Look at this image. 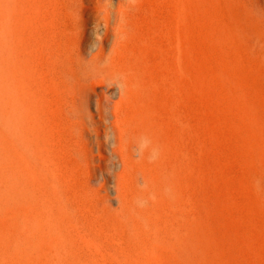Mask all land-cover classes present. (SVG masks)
<instances>
[{"label":"rangeland","instance_id":"1","mask_svg":"<svg viewBox=\"0 0 264 264\" xmlns=\"http://www.w3.org/2000/svg\"><path fill=\"white\" fill-rule=\"evenodd\" d=\"M35 1L0 0V150L5 148L7 152L5 160L3 151L0 152V264H264V192L255 185L264 172V82L249 66L247 58L242 56L244 59H239L243 61L234 62L235 55L222 39L220 1L196 0L191 82L183 80L176 71L164 82L160 66L163 62L155 59L154 64L149 63L145 68L147 83H175L180 87L191 83L189 113L193 153L188 239L182 234L178 218L181 179L176 175L171 179L172 191H167L154 175L152 179L147 175L151 186L140 187L143 199L127 219L129 225L113 221L118 215L102 216L103 213L93 209V202H88L90 198L60 189L52 177V184L43 185L44 176L39 169L45 167L41 163L35 167L34 163L35 114L46 109L51 116L45 125L47 136L63 137L67 126L75 121L71 113L73 102L92 80L72 61L60 59L57 47L48 39L46 62L34 54ZM38 1L50 9V36L64 40V31L56 18L67 4L80 0ZM86 1L89 0H84V8L89 10L91 5ZM134 2L151 9L156 19L161 20V5L172 8L176 0ZM260 14L264 19V0H261ZM137 18L133 19L129 31L142 27ZM71 37L69 35L67 40ZM134 42L132 40L127 48L136 52L139 59L144 58ZM124 74V65H117L111 76ZM178 96L182 97L181 92ZM112 97L117 101L118 92ZM130 107L129 101L123 109L127 112ZM170 141L169 136L163 140L172 148ZM62 157L63 154L56 158V166L74 167H68ZM167 162L159 151L145 168L153 173ZM35 168H39L37 178ZM80 197L87 200L86 203ZM60 202L70 209L86 233V244L76 235L66 240L54 233ZM77 211H88L86 214L95 218L87 220Z\"/></svg>","mask_w":264,"mask_h":264},{"label":"bare ground","instance_id":"2","mask_svg":"<svg viewBox=\"0 0 264 264\" xmlns=\"http://www.w3.org/2000/svg\"><path fill=\"white\" fill-rule=\"evenodd\" d=\"M134 1L89 0L86 1V3L90 2L89 10L84 8V0L67 4L64 11L60 15L57 14L59 16L56 18L64 31V40L50 36L48 29L52 15L49 7L38 0L34 2L32 28L35 38L33 39L34 54L42 57L46 62L48 54L46 56L45 45L49 41L57 47V52L61 54L60 59H68V63L72 61L92 80L82 95L73 102L71 113L75 121L67 126L64 133L66 135L63 137L54 134L47 136L46 126L51 116L46 109L36 112L34 123L37 127L35 126V132L32 131L36 159L34 163L35 167L37 163L45 167L42 168L43 170L38 168L43 174L41 176H44L43 185L52 184L50 179L53 178L60 189H65L71 194L78 192L82 194L81 197L90 198L88 202H93L94 210L103 213L102 216L118 215L113 221H124L126 225L130 224L127 219L133 215L143 199L139 192L140 187L146 184L151 186L148 177L151 175L152 179L154 175V179H159L167 191H172L171 179L176 175L181 179V205L178 218L182 223V234L188 239L193 153L192 119L189 113L191 83H184L182 87L178 84L176 86L175 83H147L145 68L155 59L163 62L160 66L163 70L164 82L175 71L183 80H191V47L198 2L176 0L172 8L162 4L161 20H157L151 9L143 6L142 8ZM214 1H220L221 4L219 7L222 17L218 15L223 22L221 30L223 38H221L235 55L234 62L244 56L248 59L249 66L258 72V78L264 82V19L260 14L261 0ZM136 16L137 20H141L139 25L142 27L129 31ZM69 35L72 37L67 40ZM14 36L19 38L18 35ZM17 39L15 41H18ZM132 40L135 41L134 46L140 49L138 52L141 51L144 58L139 59L135 55L136 52L127 48ZM14 48L17 59V45ZM117 65L122 67L124 65L123 77L111 76ZM131 80L135 83H130ZM115 91L119 96L117 101L111 99ZM180 92L182 97L178 96ZM129 101L131 107L125 112L123 106ZM164 136H169L172 148L165 145ZM142 138L148 139L150 144L138 154L137 147ZM152 149H156L155 158L159 155V151H162L168 162L160 171L155 169V172L148 173L145 167L153 159ZM1 151L4 155L2 159L5 160L7 152L5 148ZM61 154L64 155L62 159L66 160L68 167L73 165V168L62 169L56 166L54 161L56 158H61ZM38 169L35 168L36 178ZM255 185H257L256 189L259 187L264 192V172H261L256 179ZM64 199L67 197L65 196ZM85 201L87 200L84 199L83 202ZM114 204L116 207H113ZM69 210L62 202L59 203L53 225L54 233L66 240L76 235L80 242L86 244L87 235ZM82 212L77 211L85 219L88 218L87 220L95 218L86 214L88 211Z\"/></svg>","mask_w":264,"mask_h":264},{"label":"clouds","instance_id":"3","mask_svg":"<svg viewBox=\"0 0 264 264\" xmlns=\"http://www.w3.org/2000/svg\"><path fill=\"white\" fill-rule=\"evenodd\" d=\"M149 144L150 141L148 139L142 138L137 147L138 154L141 153L144 149L148 148ZM155 155H156V149H152L151 158H155Z\"/></svg>","mask_w":264,"mask_h":264}]
</instances>
